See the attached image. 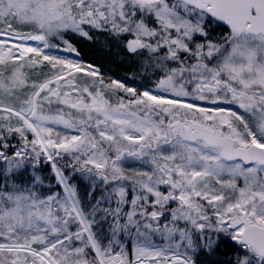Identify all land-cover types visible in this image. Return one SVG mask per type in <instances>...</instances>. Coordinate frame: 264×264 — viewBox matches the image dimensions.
<instances>
[{
    "label": "snow or ice",
    "instance_id": "1",
    "mask_svg": "<svg viewBox=\"0 0 264 264\" xmlns=\"http://www.w3.org/2000/svg\"><path fill=\"white\" fill-rule=\"evenodd\" d=\"M0 264H264V0H0Z\"/></svg>",
    "mask_w": 264,
    "mask_h": 264
},
{
    "label": "trees",
    "instance_id": "2",
    "mask_svg": "<svg viewBox=\"0 0 264 264\" xmlns=\"http://www.w3.org/2000/svg\"><path fill=\"white\" fill-rule=\"evenodd\" d=\"M82 51L85 59L104 64L105 67L115 76L126 78L129 74V69L125 65L120 64V58L114 53L109 55L106 49L101 50L96 45L83 43Z\"/></svg>",
    "mask_w": 264,
    "mask_h": 264
}]
</instances>
